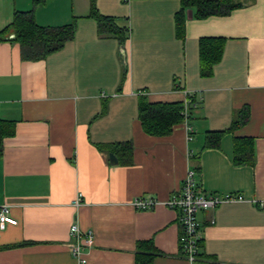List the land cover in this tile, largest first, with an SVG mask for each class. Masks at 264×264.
Wrapping results in <instances>:
<instances>
[{"label":"crops","instance_id":"crops-1","mask_svg":"<svg viewBox=\"0 0 264 264\" xmlns=\"http://www.w3.org/2000/svg\"><path fill=\"white\" fill-rule=\"evenodd\" d=\"M1 1L0 29L14 11L29 10L38 25L75 28L37 61L23 60L18 43L0 41V118L15 126L0 155V205L17 221L0 229V264H80L69 251L73 224L93 237L82 246L86 264H264V0H236L241 5L228 14L205 18L187 10L181 39L180 0H96L100 14L127 28L122 46L99 37L90 0ZM207 37L225 41L204 77L198 40ZM185 93L188 118L170 134L142 130L139 96L183 103ZM242 109L245 121L218 147H204L205 133L227 129ZM235 137L252 139V165L234 164ZM126 142L131 164L111 160L105 147ZM191 169L201 192L242 196L197 212L193 263L180 252L177 212L165 203ZM136 197L158 203L136 210ZM143 240L159 254L137 263Z\"/></svg>","mask_w":264,"mask_h":264},{"label":"trees","instance_id":"trees-1","mask_svg":"<svg viewBox=\"0 0 264 264\" xmlns=\"http://www.w3.org/2000/svg\"><path fill=\"white\" fill-rule=\"evenodd\" d=\"M95 2L96 0H90V17L96 22L99 37L115 38L122 46L127 38V28L120 27L114 17L100 14ZM180 5V9L174 15L175 35L178 39L183 37L185 11L192 9L196 17L205 18L212 15L228 14L231 10L239 7L241 3L236 0H180ZM74 28V22L61 26H41L34 20L32 10L14 11L10 23L0 29V41L18 43L23 60L37 61L58 51L67 41H70L74 35ZM224 41L223 38L218 37L200 38L198 40L199 73L201 76L211 75L213 66L222 56ZM125 74L126 66L124 63L121 74L122 81ZM183 107L182 102H150L145 96H139L137 110L142 130L152 136L170 134L173 126L180 123L184 118ZM246 118L247 112L242 109L227 129L206 132L204 147H218L221 136L226 132L233 131ZM14 133V122L0 118V155L3 151V140L14 135ZM105 148H110L114 155L120 157V164H131L132 147L129 142L110 144ZM233 150L234 164L239 166L254 163V148L251 138L235 137ZM200 243L199 239L198 246ZM158 254L159 252L151 240L137 241V263H147Z\"/></svg>","mask_w":264,"mask_h":264},{"label":"built area","instance_id":"built-area-1","mask_svg":"<svg viewBox=\"0 0 264 264\" xmlns=\"http://www.w3.org/2000/svg\"><path fill=\"white\" fill-rule=\"evenodd\" d=\"M185 94L186 99L183 102L182 113L186 120L188 118L187 106L190 101L189 93ZM187 132V140H191L192 128L188 127ZM241 200L242 196L239 194H210L201 192L195 180L194 170L187 171L181 188L172 193L165 203L169 208L177 212V221L180 227L179 248L181 254L189 263L195 262L198 255L200 226L197 221V212L203 209L215 208L223 203ZM157 203L158 201L155 198L136 197L132 201V206L136 210H150ZM7 224L16 225L17 221L11 216L9 206L0 205V229H3ZM69 232L74 237V241L69 243L70 255L80 264H86L87 260L83 256L82 246L92 245L93 237L91 232L81 235L76 224L70 226Z\"/></svg>","mask_w":264,"mask_h":264},{"label":"water","instance_id":"water-1","mask_svg":"<svg viewBox=\"0 0 264 264\" xmlns=\"http://www.w3.org/2000/svg\"><path fill=\"white\" fill-rule=\"evenodd\" d=\"M109 158L113 161H116V157L112 153L109 154Z\"/></svg>","mask_w":264,"mask_h":264},{"label":"rangeland","instance_id":"rangeland-1","mask_svg":"<svg viewBox=\"0 0 264 264\" xmlns=\"http://www.w3.org/2000/svg\"><path fill=\"white\" fill-rule=\"evenodd\" d=\"M8 0H2L1 2H3V3H6ZM0 10H1V8H0Z\"/></svg>","mask_w":264,"mask_h":264}]
</instances>
